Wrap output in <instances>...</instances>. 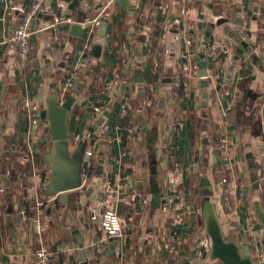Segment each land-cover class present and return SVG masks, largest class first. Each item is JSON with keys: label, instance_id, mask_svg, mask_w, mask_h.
I'll use <instances>...</instances> for the list:
<instances>
[{"label": "crops", "instance_id": "crops-1", "mask_svg": "<svg viewBox=\"0 0 264 264\" xmlns=\"http://www.w3.org/2000/svg\"><path fill=\"white\" fill-rule=\"evenodd\" d=\"M127 1L0 0V264H38L41 247L55 253L53 264H82L81 254L89 264H222L211 256L209 212L227 240L252 256L264 250V0ZM34 7L23 63L10 39ZM60 16L73 22L53 26ZM70 76L73 88L59 96L76 98L70 151L103 119L88 140L96 167L82 188L48 197L49 125L33 129L22 101L40 105L41 119ZM221 164L229 193L216 176ZM106 210L119 217L122 239L101 229Z\"/></svg>", "mask_w": 264, "mask_h": 264}, {"label": "water", "instance_id": "water-1", "mask_svg": "<svg viewBox=\"0 0 264 264\" xmlns=\"http://www.w3.org/2000/svg\"><path fill=\"white\" fill-rule=\"evenodd\" d=\"M127 0H122V3L127 4ZM225 22V21H221ZM216 26L211 24L210 30L207 33V40H209L214 28ZM79 30L80 27H75ZM240 48L248 47L246 43L240 42ZM99 51V46L94 48V53ZM242 52V49H239ZM251 54L254 53V48L249 51ZM203 56V55H202ZM207 61H201L199 63V77L204 81L201 83L202 87H207L209 82L206 81L208 77L207 73ZM136 82H143V79L136 78ZM63 93L62 89H58L51 99L48 101L47 108L41 113L42 124L48 122V134L52 140V171L50 182L45 189V194L48 197L56 196L59 194H65L70 191H74L82 188V167L84 162L85 153L89 147L88 140L93 137L97 127L103 124V119H98L94 125L87 127L86 133L82 135L79 143L73 152L70 151V112L72 111L76 98L73 96L68 97L65 101L59 100V96ZM94 112L90 109V115L88 119H92ZM109 117V113H105ZM140 128L144 131L147 130V123L143 117L140 116ZM152 191L154 203L159 205L161 201V191L159 185L156 183L155 176L157 172L152 169ZM204 186L209 187L207 180L204 181ZM260 184L256 182L255 189L259 190ZM213 191L210 189L206 195H213ZM64 203V200H62ZM68 217L71 218V211L67 213ZM20 220V219H18ZM261 221L264 224V215L261 217ZM207 232L212 240V252L211 256L213 259L220 261L222 264H255L251 249L249 246L243 248L234 240H227L224 236L221 224L216 217L214 212H209L207 215ZM81 254V252H80ZM80 262L82 264H89L84 255L81 254Z\"/></svg>", "mask_w": 264, "mask_h": 264}, {"label": "built area", "instance_id": "built-area-1", "mask_svg": "<svg viewBox=\"0 0 264 264\" xmlns=\"http://www.w3.org/2000/svg\"><path fill=\"white\" fill-rule=\"evenodd\" d=\"M186 1V0H179ZM184 12V8H182ZM37 13V7H34L28 12H25L23 18L17 25L13 36L11 37V42L14 43L18 50V58L21 62L27 63L30 60L31 56V37L33 35V22L35 15ZM73 22L72 18L66 16L55 17V22L53 26L60 25L63 23H71ZM86 23H94L98 24L97 20L86 19ZM260 45L264 47V38L260 41ZM76 77L70 76L65 79L62 90L63 93H69V91L73 88L74 81ZM22 107L26 110L29 120L33 126L38 127L41 119L40 112L41 107L37 103L33 101V99L29 96L23 99ZM219 156L221 159H225L229 154V140L227 137H222L220 139V143L218 146ZM96 167V154L95 149L93 147H88L82 167V178L83 182H87L92 173L94 172ZM216 176L222 181L223 185H225V192L229 193L228 187V169L226 165L221 164L216 169ZM51 176L48 174L45 177L44 186L47 188L50 182ZM3 205L2 194L0 190V206ZM101 229L108 235L110 238L122 239L125 237L123 232L122 224L117 216V214L113 210H106L102 217ZM34 230L38 235H42V223L40 220L34 221ZM35 258L38 264H53L56 260L55 253L47 248L41 247L35 253ZM253 259L255 264H264V250L262 248H257L253 254Z\"/></svg>", "mask_w": 264, "mask_h": 264}]
</instances>
